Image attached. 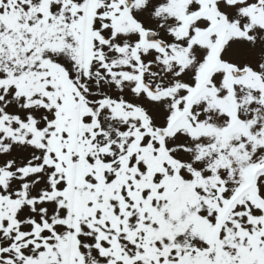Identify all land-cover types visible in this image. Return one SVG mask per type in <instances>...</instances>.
Listing matches in <instances>:
<instances>
[{
    "label": "snow or ice",
    "instance_id": "obj_1",
    "mask_svg": "<svg viewBox=\"0 0 264 264\" xmlns=\"http://www.w3.org/2000/svg\"><path fill=\"white\" fill-rule=\"evenodd\" d=\"M0 264H264V0H0Z\"/></svg>",
    "mask_w": 264,
    "mask_h": 264
}]
</instances>
